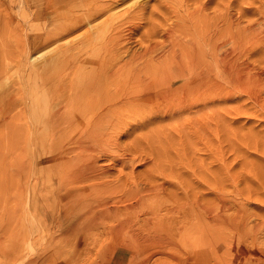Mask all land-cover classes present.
<instances>
[{
  "label": "rangeland",
  "instance_id": "rangeland-1",
  "mask_svg": "<svg viewBox=\"0 0 264 264\" xmlns=\"http://www.w3.org/2000/svg\"><path fill=\"white\" fill-rule=\"evenodd\" d=\"M48 1L0 0V262L22 264L31 258L34 264L108 263L122 253L120 264H175L174 257L182 264L189 259L191 264H209L206 242L215 228L211 204L229 199L226 204H233L226 215L240 211L248 222L239 220L228 242L243 248L244 257L251 252L247 255L252 260L264 264V0H107L110 7L92 21L104 33L91 40L85 27L49 38L64 20L65 8L48 6ZM71 43H79L80 50L68 51L65 45ZM55 60L60 63L44 67ZM123 63L115 76L101 79L105 68ZM139 80L148 83L142 87ZM202 80L211 83L208 90ZM65 90L84 99L67 109L62 106ZM156 92L160 97L153 96ZM47 99L61 109L48 112ZM87 103L98 109L113 104L111 121L99 129L102 143L98 138L86 149L50 155L49 148L67 134V111L78 115L79 123H88L94 108L85 109ZM52 114L57 127L48 121ZM80 128L71 135H87ZM76 151L84 162L89 154L88 163L107 169L94 183H108L105 195L112 202L131 204L146 197L148 204H138L137 210L129 206V215L121 205L120 219H138L135 227L143 232L147 230L142 226L154 222L164 236L175 237L171 243L163 250L161 245L134 242L129 248L118 237L106 241L100 230L97 241L86 247L66 238L61 230L69 219L67 196L84 182L81 177L69 182L71 171L85 172V167L72 170L65 165ZM88 181L82 185L87 192ZM249 224L259 225L255 234L243 229ZM109 243L113 252L106 261L95 248L103 251ZM233 254L235 262L241 261Z\"/></svg>",
  "mask_w": 264,
  "mask_h": 264
},
{
  "label": "bare ground",
  "instance_id": "bare-ground-1",
  "mask_svg": "<svg viewBox=\"0 0 264 264\" xmlns=\"http://www.w3.org/2000/svg\"><path fill=\"white\" fill-rule=\"evenodd\" d=\"M110 3H113L114 1L116 0H109ZM49 5L52 4H56L58 7H62V8H65V14H64V20L62 21H59V28L57 31H51V33L49 34V38L50 37H55L56 39H59L61 37H63L64 35H68L70 34L71 32L77 30V29H80V28H83L85 27L86 30H85V34L87 35L86 36V39L87 40H91L92 38H97L101 33H104L103 30H99L98 28L100 27L99 24H95L93 26L92 24V21L93 20H96L97 18H99V16H101L109 7H110V3L107 2V0H49L48 1ZM58 23V22H57ZM247 25V24H246ZM251 26V25H250ZM255 26V25H254ZM261 26V25H260ZM93 27V28H92ZM253 28V27H252ZM98 30V31H97ZM111 30V29H110ZM120 30V29H118ZM101 31V32H100ZM252 31V30H251ZM258 31V30H257ZM110 32V31H109ZM248 32V31H247ZM113 34V33H112ZM110 35V33H109ZM243 35V34H242ZM258 35V34H257ZM232 37V36H231ZM52 39V38H51ZM50 40V39H49ZM67 41V40H66ZM230 42V41H229ZM90 45V44H89ZM236 45V44H235ZM60 46H62L60 44ZM67 48H65L63 46V49L65 48V51L66 49L69 51L74 49V50H80V45L79 43H71L70 45H65ZM232 46V45H230ZM233 47V46H232ZM237 48V47H236ZM253 49H256V48H253ZM232 49H230L231 51ZM243 50V49H242ZM84 51V50H83ZM207 51V50H206ZM246 51V50H245ZM244 51V52H245ZM247 52V51H246ZM235 53V52H234ZM240 53V52H239ZM64 54V53H63ZM61 54V55H63ZM67 54V53H66ZM65 54V56H66ZM226 54V53H225ZM244 55V54H243ZM57 56V55H55ZM240 55H238L239 57ZM58 57V56H57ZM237 57V58H238ZM62 58V57H61ZM234 59H236V57L234 56ZM52 60V59H51ZM233 60V59H231ZM240 60V59H239ZM65 61V59H64ZM63 59H62V62H64ZM236 61V60H235ZM126 62V61H125ZM60 62L59 61H53L52 63L48 64V63H45L46 66L44 67H48L50 65H57L59 64ZM103 61L101 62L100 66L103 67ZM127 63V62H126ZM189 63V62H188ZM238 63V62H237ZM124 64H119V67L117 68H111L109 70H107L105 68V73L103 74V76L101 77L102 80H104L105 78H108L110 77L111 75L112 76H115V73L117 72L118 69H120V66L121 67H124ZM226 64V63H225ZM44 65V64H43ZM221 66V65H220ZM236 66V65H235ZM239 66V65H238ZM126 67V66H125ZM169 67V66H168ZM223 67V66H222ZM237 67V66H236ZM236 67H234L236 69ZM43 69V66L41 67ZM182 68V67H181ZM180 68V69H181ZM185 68V67H184ZM187 68V67H186ZM233 68V69H234ZM179 69V68H178ZM234 69V70H235ZM252 69V68H251ZM165 70V69H164ZM189 70V69H188ZM231 70V69H230ZM119 71V70H118ZM124 71V70H123ZM182 71V70H180ZM232 71V70H231ZM122 72V71H121ZM167 72V71H166ZM184 72V71H183ZM217 72V71H216ZM230 72V71H228ZM233 72V71H232ZM177 74V72H175ZM121 74V73H120ZM123 74V73H122ZM218 74V73H217ZM165 75V74H164ZM180 75V74H179ZM166 76V75H165ZM174 76V75H173ZM178 76V75H177ZM258 76V75H257ZM256 76V78H257ZM261 76V75H259ZM170 77V76H169ZM216 77V76H215ZM247 77V76H246ZM244 76V78H246ZM255 77V76H254ZM115 77H113L114 79ZM176 78V77H175ZM174 78V79H175ZM233 78V77H232ZM236 78L239 79V77L237 76ZM251 77H249L250 79ZM260 78V77H259ZM259 78H257L259 80ZM201 79V78H200ZM199 79V80H200ZM220 79V78H219ZM237 79V80H238ZM241 79V77H240ZM248 79V78H247ZM253 79V78H252ZM255 79V78H254ZM193 80V79H192ZM234 80V79H233ZM251 80V79H250ZM256 80V81H258ZM173 81V80H172ZM223 81V80H222ZM221 81V82H222ZM244 81V79L242 80ZM255 81V80H254ZM255 81V82H256ZM47 82V81H46ZM204 85V87L208 90L209 87H210V84L207 80H202L201 81ZM259 82V81H258ZM261 82V81H260ZM68 83V82H67ZM70 83V82H69ZM126 83V82H125ZM136 83H143V86L142 87H145L146 83L148 82H144V81H137ZM213 83V82H212ZM226 83V82H225ZM262 83V82H261ZM106 84V83H104ZM103 84V85H104ZM151 84V83H150ZM232 84V83H230ZM256 84V83H255ZM258 84V83H257ZM45 85V84H44ZM51 84H49L50 86ZM68 85V84H66ZM72 85V84H71ZM112 85V84H111ZM224 85V84H223ZM47 86V84H46ZM48 86V87H49ZM92 86V85H91ZM118 86V85H116ZM45 87V86H44ZM106 87V86H105ZM120 86H118L119 88ZM180 87V86H179ZM184 87V86H183ZM212 87V86H211ZM228 87V86H227ZM261 87H262V84H261ZM63 88V87H62ZM89 88V87H88ZM122 88V87H121ZM196 88V85H193L189 90H192V89H195ZM213 88V87H212ZM264 88V87H262ZM43 89V88H42ZM109 90L111 88H108ZM235 89V88H234ZM47 90V89H46ZM148 90V89H147ZM58 91V90H57ZM68 91V90H67ZM70 91V90H69ZM68 91V92H69ZM83 91V90H82ZM81 91V92H82ZM150 91V90H149ZM184 91V90H183ZM262 91V89H261ZM68 92H66L65 90V93L67 94ZM76 92V91H75ZM87 92V91H86ZM139 92V91H138ZM146 92V91H145ZM177 92V91H176ZM181 92V90H180ZM209 92V91H208ZM79 93V92H78ZM99 93H102L99 92ZM117 93V92H115ZM169 93V92H168ZM65 94V95H66ZM84 94V93H83ZM181 94V93H180ZM62 95V94H61ZM79 94H74V93H70V94H67L66 97H65V100H64V104L62 106H65V108L68 109L67 106L69 107H72L73 109V104H77V103H80L82 100L81 99H84L82 96L79 97L80 95H82L80 93V95L78 96ZM107 95V94H106ZM119 95V94H118ZM161 95V92H156L153 94L154 97L158 98L160 97ZM174 95V94H173ZM195 95V94H194ZM200 95V94H198ZM204 95L206 96V94L204 93ZM203 95V96H204ZM113 96V94L111 95ZM182 96V95H181ZM180 96V97H181ZM184 96H187V94H185ZM202 96V97H203ZM98 97H101L100 95ZM64 99V97H62ZM86 98V96H85ZM95 98V97H94ZM113 98V97H112ZM130 98V97H129ZM170 98V97H169ZM184 98V97H183ZM186 98V97H185ZM184 98V99H185ZM194 98V97H193ZM198 98V97H197ZM119 99V98H118ZM20 100V99H19ZM105 100V99H104ZM1 101V100H0ZM88 101V99H87ZM98 101V100H97ZM102 101V100H101ZM178 101V100H177ZM45 102V101H44ZM86 102V101H85ZM95 102V101H94ZM128 102V101H127ZM46 103H47V109H48V112H52V111H59V109H61L62 106H59V103L55 102L54 99H47L46 100ZM84 103V102H83ZM99 103V102H98ZM104 103V102H103ZM172 103V102H171ZM133 104V103H132ZM139 104V103H138ZM72 105V106H71ZM112 103H108L107 105H103L101 106V108L98 109V107H96V105H89L87 103V106L85 107V109L89 110V108H94L93 109V112L92 114L89 116V121L88 123H84V121H80L79 123V119H78V115H75V114H69L68 111L66 112V116L67 118H65L64 122H65V127H66V130L67 131V134H65V138L62 142L55 144L54 148H49V151H50V155L53 151H57L59 153L65 151H70L71 149L73 150V148H77L78 150L80 149H86L88 148L86 145H88V143H97L95 140L96 139H100V142L102 143L101 141V138L103 135V132L99 129L101 128H104L106 125L109 124V122L111 121V116H112ZM135 105V104H134ZM144 105V104H143ZM98 106V105H97ZM137 106V105H136ZM189 106V105H188ZM75 107V106H74ZM120 107V106H119ZM192 107V106H191ZM190 107V108H191ZM28 108V107H27ZM189 108V107H188ZM66 109V110H67ZM177 109V108H175ZM78 114H80L83 109H79L78 110ZM92 111V110H91ZM122 111V110H121ZM154 111V110H153ZM174 111V110H173ZM180 111V110H179ZM65 112V111H64ZM169 112V111H168ZM178 112V111H176ZM174 112V113H176ZM1 113V112H0ZM120 113V112H119ZM173 113V114H174ZM54 114V112H53ZM52 114V118L51 119H47L48 121L51 122V124H55L56 121L53 120V118L55 117V115ZM177 114V113H176ZM84 115V114H83ZM115 115V114H114ZM171 115V114H170ZM63 116V115H62ZM179 116V115H178ZM121 117V116H120ZM12 118V117H11ZM57 118V116H56ZM116 118V117H115ZM105 119L103 122H100V120H103ZM57 120V119H56ZM88 120V119H87ZM86 120V121H87ZM46 121V120H45ZM58 121V120H57ZM85 121V122H86ZM106 121L108 122L106 124ZM49 123V122H48ZM113 124V123H112ZM64 125V124H63ZM116 125L117 122H116ZM62 126V125H61ZM54 127H57L56 125H54ZM73 127V130L72 129H69ZM80 127H82L84 129V131L87 133V135L83 136L82 134L81 135H78L76 137H73L72 132L76 129H80L82 130ZM109 128V127H108ZM30 129V127H29ZM59 129H65V128H59ZM53 130V129H52ZM64 132V131H63ZM81 132V131H80ZM101 133V134H100ZM60 136V135H59ZM58 139V138H57ZM64 146V147H59V146ZM53 147V146H52ZM56 149V150H55ZM77 152V151H76ZM75 152V153H76ZM55 153V152H53ZM102 154V153H101ZM96 155V153L94 154V156ZM110 155V154H109ZM123 155V154H122ZM60 156V154H59ZM90 155L88 154L87 156V163L83 161V157L81 156V154L79 155L78 152H77V155L75 157H70L69 159H65V165L68 167V168H72L73 169H78L79 167H85V172H79V173H76L75 171H71V175H70V180L69 182H76L75 180H77V177L78 178H82L85 182L88 181L87 183V186L90 187L89 188V191H85L84 187L82 186L83 184L80 186L79 184L76 186L74 185L73 187H76V189H73L71 193H68V201L70 202V205L68 206V212H67V217L69 218L66 225V228L62 227V230L64 228V230L61 232L64 234V236L67 238H74V240L79 243V242H84L85 244V247L86 245L89 243H95L97 241V233L96 231L100 230L99 233H102L101 235L104 236V239L106 241L108 240H112L111 242H113L115 239V237H118L119 239H121L120 243L121 244H124V245H127L129 246V243L131 242H134L136 244H139V243H149V244H153V246L155 245H161V249L163 248V246H166V243H169V240H170V243H171V238L174 239L175 237L172 236V237H168V236H164L163 233H160L158 231V227L157 226L158 224H154L153 223H146V226L142 228L145 230H147V232H143L140 230V228H137L135 227V222H137V220L134 222V220L130 217L128 218L126 216V218H123V219H120L121 216V205H123L122 209L125 210L126 208V211L124 214H127L129 215L131 212L128 208L132 207L133 209L136 208V206L139 204V205H147V200H146V197L141 195L140 197L136 198L135 202L129 204V203H126V202H123L121 200V204H119L118 202H112V200L110 199L111 197H108L105 195V191H107L108 189H110L108 183H104L102 184V182H100L99 184L98 183H94L95 182V179L94 177L97 175V174H104L107 169H103L101 167H99L98 165H100L99 163H95V161H93L92 163H88V160L89 158L91 159V156L89 157ZM102 156V155H101ZM107 156V155H106ZM104 157V155H103ZM142 157V156H141ZM260 157V156H259ZM108 158V157H107ZM126 158V157H125ZM143 158V157H142ZM114 159V158H113ZM127 159V158H126ZM145 159V158H144ZM261 159V158H260ZM115 160V159H114ZM120 160V159H119ZM128 160V159H127ZM131 160V159H130ZM83 161V163H81ZM100 161V160H99ZM115 161H118V160H115ZM120 162V161H119ZM128 163V162H126ZM125 163V164H126ZM63 164V163H62ZM104 165V164H102ZM106 165V164H105ZM114 165V163H113ZM129 165V164H128ZM127 165V166H128ZM123 167V165H121ZM126 166V165H124ZM131 166V164L129 165ZM103 167V166H102ZM106 167V166H105ZM108 167V166H107ZM110 168V167H109ZM123 169V168H121ZM132 171V170H131ZM108 172V171H107ZM109 174V173H108ZM106 175V173H105ZM75 178V179H74ZM81 180V179H79ZM82 181V180H81ZM91 181V183H90ZM98 182V181H97ZM71 183V184H72ZM69 184V183H68ZM76 184V183H75ZM86 185V184H85ZM66 187V186H65ZM73 187H70V190L73 188ZM82 187V188H81ZM87 187V188H88ZM146 187V186H144ZM264 187V186H262ZM143 188V187H142ZM146 189V188H144ZM149 189V188H148ZM143 190V189H142ZM142 190H140L142 192ZM152 190V189H151ZM150 190V191H151ZM138 191V190H137ZM144 191V190H143ZM215 191V190H214ZM219 191V190H218ZM149 193V191H148ZM151 193V192H150ZM215 193L218 195L219 192L215 191ZM223 193V192H221ZM139 194V192H138ZM220 194V193H219ZM225 195V193H223ZM137 195V194H136ZM221 195V194H220ZM76 196V197H75ZM135 197V196H134ZM219 197V195L217 196ZM220 198V197H219ZM224 198V197H223ZM217 199V198H216ZM67 200V199H66ZM131 200V199H130ZM220 200H223V201H219L217 204H211V205H215L213 206L214 207V210L210 208L211 211H215L214 213H210L209 211V214L210 217H211V221L213 223V226L215 228L212 229L213 235H211L207 240H209L208 242H206V245H207V248L208 250H210V253L212 255V263H209V264H259L262 259L260 260V262L258 261V263L251 257H249L247 254H250L249 252L246 254V256L244 257L243 253L245 252V250L239 246H231V244L228 242V240H230V238L232 237V235L230 234L231 232H236L237 231V228H238V224H239V220L243 219L242 217L245 216L244 214L242 215V212H236V213H232L231 215H226V211L225 209L226 208H229V205L230 204H233V201H231V203H229V205L226 204L227 201L230 202L229 199H220ZM71 201H73V203H71ZM155 201V200H154ZM246 201V200H245ZM132 202V201H131ZM150 202V201H149ZM192 202V201H191ZM197 202V201H196ZM212 202V201H211ZM67 203V202H66ZM228 203V202H227ZM248 203V202H247ZM246 203V204H247ZM198 205V204H197ZM227 205V206H226ZM130 206V207H129ZM178 206V205H177ZM201 206V205H200ZM207 206V205H206ZM81 208V212H76L78 213H74L72 212L75 208ZM202 207L205 208V206L202 205ZM235 207V206H234ZM141 208V207H140ZM147 208V207H146ZM173 208V207H172ZM179 208V207H178ZM176 208V211H178ZM198 208L201 209V207L198 206ZM209 208V207H208ZM206 209L205 210H209V209ZM217 208L221 211L219 212V214H217ZM230 208H231V205H230ZM139 209V208H138ZM137 210V208H136ZM146 210V209H145ZM144 210V211H145ZM227 210V209H226ZM230 210V209H228ZM227 210V211H228ZM132 211V210H131ZM135 211V210H134ZM175 211V209H174ZM176 211H175V214H176ZM200 211V210H199ZM198 211V212H199ZM148 211H146L147 213ZM203 212V211H202ZM143 213V212H142ZM145 213V212H144ZM229 213V212H228ZM132 214V213H131ZM140 214V213H139ZM174 214V215H175ZM137 215V214H136ZM173 215V216H174ZM183 215V214H182ZM134 216V215H133ZM132 216V217H133ZM141 216V215H139ZM153 216V214H152ZM65 216V219L67 218ZM120 217V218H119ZM123 217V216H122ZM138 217V215H137ZM157 217V216H156ZM171 217V216H170ZM186 217V215L184 216ZM208 217V216H207ZM246 217V216H245ZM249 217V216H248ZM247 217V218H248ZM64 218V217H63ZM143 218V217H142ZM147 218V217H146ZM167 218V217H166ZM169 218V217H168ZM140 219V218H139ZM145 219V217H144ZM178 219V218H177ZM181 219V218H180ZM209 219V217H208ZM208 219H206L208 221ZM118 220V221H117ZM161 220V218H160ZM164 220V219H163ZM168 220V219H167ZM167 220H166V225H167ZM170 220V219H169ZM172 220V219H171ZM63 221V220H62ZM139 221V220H138ZM174 221V219H173ZM244 222H248L247 219H243ZM140 222V221H139ZM156 222H159L156 221ZM159 223H162L161 221ZM164 223V222H163ZM186 223V222H185ZM184 223V224H185ZM208 223V222H207ZM138 225V224H137ZM160 225V224H159ZM164 224H162V226H164ZM170 225V224H168ZM167 225V227H168ZM183 225V224H182ZM258 224H249V227L247 228V226H243V229L247 230L248 232H250L251 234H255L254 232H256L258 229L256 226ZM61 226V225H60ZM139 227V226H138ZM173 227V226H172ZM176 227V226H175ZM237 227V228H236ZM255 227V228H254ZM164 228V227H163ZM181 228V226L179 227ZM224 228H226V230H228L226 233H223L225 231H222L224 230ZM162 229V227H161ZM261 229V228H260ZM160 230V229H159ZM256 230V231H255ZM95 231V233H94ZM198 231V230H197ZM92 232V233H91ZM180 232V231H179ZM187 232V231H186ZM245 232V231H243ZM169 232H167L168 234ZM92 234V235H91ZM178 234V233H177ZM249 234V233H248ZM96 235V236H94ZM240 234H238L239 236ZM250 235V234H249ZM262 235V234H261ZM260 235V236H261ZM93 236V237H91ZM241 236V235H240ZM239 236V237H240ZM174 237V238H173ZM202 237V236H201ZM237 237V236H235ZM248 237V236H247ZM250 237V236H249ZM92 239V240H91ZM177 239V238H176ZM183 239V237L181 238ZM233 239V237H232ZM245 238H243L244 240ZM248 239V238H247ZM179 240V239H177ZM249 240V239H248ZM247 240V241H248ZM255 240V238H254ZM182 241V240H181ZM188 241V240H187ZM233 241V240H232ZM241 241V240H240ZM245 241V240H244ZM250 241V240H249ZM248 241V242H249ZM261 241V240H260ZM259 241V242H260ZM115 242V241H114ZM234 242V241H233ZM256 242V240H255ZM258 242V241H257ZM258 242V243H259ZM239 243V241H238ZM244 243V242H243ZM242 243V244H243ZM88 244V245H89ZM181 244V243H180ZM249 244V243H248ZM184 245V244H183ZM194 245V244H193ZM205 245V244H204ZM205 245V246H206ZM246 245V243H245ZM255 245H259V244H255ZM260 245H262V243H260ZM259 245V246H260ZM250 246V245H249ZM248 246V247H249ZM179 247V246H178ZM251 247V246H250ZM129 248H131L129 246ZM184 248V247H183ZM192 248V247H191ZM190 248V250H191ZM247 248V247H245ZM101 249V248H100ZM100 249H98L97 247L95 248L96 252H99L98 255H100L101 253L104 254V256L106 257V261H107V255L108 254H111L113 252V249H111V244L109 243V245L106 247L105 250L101 251ZM159 249V248H158ZM250 249V248H249ZM253 249L257 252V248L253 247ZM163 250V249H162ZM182 252H185L183 249H181ZM196 251V250H194ZM236 251L239 256H240V259L241 261L239 262H235V259L233 258L234 254L233 252ZM189 252H193V250L189 251ZM163 253V252H162ZM260 253V251H259ZM262 254V253H261ZM180 255V254H179ZM186 255V253H185ZM253 255V254H252ZM256 255V254H255ZM237 256V254H236ZM26 257V256H25ZM103 257V256H102ZM182 257V255L180 256ZM184 257V256H183ZM182 257V258H183ZM244 257V258H243ZM104 258V257H103ZM117 258V260H116ZM118 258L121 260V259H124L122 253H118L116 255H114V258L113 260H109V262H105L102 261L101 263L95 261L93 264H120L119 261H118ZM238 258V257H237ZM25 259V258H24ZM181 259V258H180ZM180 259L178 258H175L174 257V262L175 264H182L184 261H179ZM26 260V259H25ZM187 260V259H186ZM14 261V260H13ZM36 261V259H31V258H28L26 261H22L23 263L22 264H34ZM192 262V259H189V264H191ZM20 263V262H19ZM0 264H2V262H0ZM5 264V263H4ZM17 264V263H15ZM21 264V263H20ZM92 264V263H91Z\"/></svg>",
  "mask_w": 264,
  "mask_h": 264
}]
</instances>
